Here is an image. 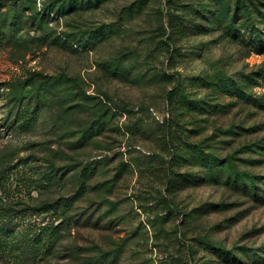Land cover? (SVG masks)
I'll return each instance as SVG.
<instances>
[{
    "label": "rangeland",
    "instance_id": "374dc122",
    "mask_svg": "<svg viewBox=\"0 0 264 264\" xmlns=\"http://www.w3.org/2000/svg\"><path fill=\"white\" fill-rule=\"evenodd\" d=\"M11 1L0 264H264V0Z\"/></svg>",
    "mask_w": 264,
    "mask_h": 264
},
{
    "label": "trees",
    "instance_id": "16d2710c",
    "mask_svg": "<svg viewBox=\"0 0 264 264\" xmlns=\"http://www.w3.org/2000/svg\"><path fill=\"white\" fill-rule=\"evenodd\" d=\"M192 1H196V0H192ZM209 3H212V0H207V3L202 4L201 6V10H198V8L192 7V9L196 12L199 13H203L201 11L203 10H207L209 11ZM0 4L4 5V6H9L10 8H12L11 10H13V13L11 14V19H10V23H18L21 20L22 16H23V11L20 10V8L17 6V4H15V2L7 1V0H0ZM264 15V14H263ZM210 20H214L218 18V14H211L210 16ZM4 19V20H3ZM2 19V23L4 24L6 23V18L4 17ZM31 20H35L34 17H32ZM261 21V20H260ZM3 35L7 36L5 34V31L2 30ZM10 37V36H8ZM19 94L17 95L18 97V101L20 102L24 96V94L22 92H18ZM42 177L44 179V183L45 184H49V185H53L56 184L60 178V176H57V174L53 173L52 167L45 171L44 173H42ZM63 179V176H62ZM34 209H38L39 211L43 212V211H51L53 210V213H55L56 215H58V217L62 218V220L57 223V224H53V223H49L47 224L44 228H42V230L44 231V240L41 243V236L39 238V240L37 241V243L46 245L47 247H52L54 245L55 242V236L57 235V233H59V226L65 223H69L71 221V214H70V209H71V204L69 201V198H61L57 201L54 202H49V200H42L41 204H39L37 207H35ZM47 230V231H45ZM41 235V234H40ZM45 242L47 244H45Z\"/></svg>",
    "mask_w": 264,
    "mask_h": 264
}]
</instances>
